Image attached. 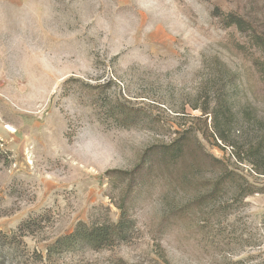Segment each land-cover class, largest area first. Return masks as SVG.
<instances>
[{
    "label": "rangeland",
    "instance_id": "rangeland-1",
    "mask_svg": "<svg viewBox=\"0 0 264 264\" xmlns=\"http://www.w3.org/2000/svg\"><path fill=\"white\" fill-rule=\"evenodd\" d=\"M263 30L264 0H0V264H264V177L231 146L264 150ZM124 202L125 238L40 261Z\"/></svg>",
    "mask_w": 264,
    "mask_h": 264
},
{
    "label": "trees",
    "instance_id": "trees-1",
    "mask_svg": "<svg viewBox=\"0 0 264 264\" xmlns=\"http://www.w3.org/2000/svg\"><path fill=\"white\" fill-rule=\"evenodd\" d=\"M230 25L236 26L238 29L243 30L245 20L239 18L235 15H229ZM250 43L260 53L261 57L255 60L256 65H261V70L264 71V30L260 33L254 32L250 36ZM219 139L223 142H227L224 134H220ZM179 139L173 143H178ZM1 145V144H0ZM235 150L234 157L237 161L242 164H247L252 167V170L258 177H264V150L261 148L260 144H255L250 141L244 144L242 147L238 146L236 143L231 144ZM140 167H137L134 171L124 174L128 179V191H132L138 185L137 172L140 171ZM240 168H235L231 171L230 175L239 176L245 182L246 180L237 174L236 170ZM248 184V183H247ZM256 186H250V190L245 194V196L256 194ZM121 215L118 223L116 224H105V225H88L84 222H80L76 227L75 231L69 235L62 236L58 238L52 246H48L46 250V258L40 255V261L43 259L49 260L53 253L58 251H64L65 249L78 246L80 244H88L96 249H103L114 245L118 239L125 238L127 233L133 228V221L130 213V207L124 202L119 206ZM37 222L34 219L23 222L15 233L11 236L1 235V239L5 241H14L17 243L18 238L22 239L26 237L27 233L31 227L37 226Z\"/></svg>",
    "mask_w": 264,
    "mask_h": 264
},
{
    "label": "bare ground",
    "instance_id": "bare-ground-1",
    "mask_svg": "<svg viewBox=\"0 0 264 264\" xmlns=\"http://www.w3.org/2000/svg\"><path fill=\"white\" fill-rule=\"evenodd\" d=\"M6 128H7V130H9L10 132H14V128H13V127H11V126H7Z\"/></svg>",
    "mask_w": 264,
    "mask_h": 264
}]
</instances>
